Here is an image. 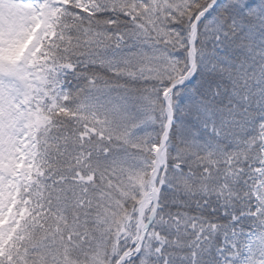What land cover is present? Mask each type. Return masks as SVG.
I'll use <instances>...</instances> for the list:
<instances>
[{
	"label": "snow or ice",
	"instance_id": "obj_1",
	"mask_svg": "<svg viewBox=\"0 0 264 264\" xmlns=\"http://www.w3.org/2000/svg\"><path fill=\"white\" fill-rule=\"evenodd\" d=\"M0 264H264V0H0Z\"/></svg>",
	"mask_w": 264,
	"mask_h": 264
}]
</instances>
